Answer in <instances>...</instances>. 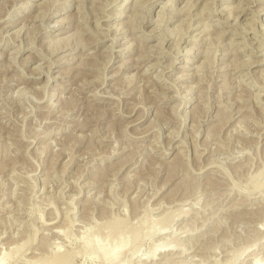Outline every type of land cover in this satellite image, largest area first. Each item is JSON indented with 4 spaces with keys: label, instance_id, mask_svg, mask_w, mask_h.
<instances>
[{
    "label": "rangeland",
    "instance_id": "obj_1",
    "mask_svg": "<svg viewBox=\"0 0 264 264\" xmlns=\"http://www.w3.org/2000/svg\"><path fill=\"white\" fill-rule=\"evenodd\" d=\"M263 28L264 0H0V264H264Z\"/></svg>",
    "mask_w": 264,
    "mask_h": 264
},
{
    "label": "bare ground",
    "instance_id": "obj_2",
    "mask_svg": "<svg viewBox=\"0 0 264 264\" xmlns=\"http://www.w3.org/2000/svg\"><path fill=\"white\" fill-rule=\"evenodd\" d=\"M227 1V0H225ZM169 2V1H168ZM254 3H252L253 5ZM240 5V4H239ZM249 5V4H247ZM29 7V6H28ZM165 7V5H164ZM164 7H161V8H164ZM63 9V8H62ZM238 9H239V6H238ZM248 9V7H247ZM55 10H58V9H55ZM245 9H239V11H244ZM254 13V12H253ZM50 15V14H49ZM51 15H54L53 12H51ZM115 18L116 17H121V16H114ZM11 19V18H10ZM231 19V18H230ZM233 19V18H232ZM245 20L247 18H244ZM5 20V19H4ZM62 21V20H60ZM151 21V20H149ZM257 21V20H256ZM148 22V21H147ZM262 22V21H260ZM235 23V22H234ZM233 23V24H234ZM246 23V22H245ZM245 23H243V25H245ZM255 23V22H254ZM61 24V22L59 23V25ZM247 24V23H246ZM258 24V23H257ZM261 24V23H260ZM17 23H7V27L6 28H10V27H14L16 26ZM98 26V25H97ZM249 26V24H248ZM246 25H245V29H246ZM258 27V26H257ZM251 28V27H250ZM244 29V28H243ZM264 29V28H263ZM154 30V29H153ZM152 30V31H153ZM264 31V30H263ZM147 34V33H146ZM223 34V33H222ZM260 39V38H259ZM62 39H60V42H61ZM112 44V43H111ZM244 44V43H243ZM63 47H65L63 45ZM111 47V45H110ZM60 48V47H59ZM259 48V47H258ZM243 52V51H242ZM128 53V52H127ZM147 57V56H146ZM145 58V57H144ZM143 59V58H142ZM185 62H189L190 60H183ZM183 68V67H182ZM185 69V68H183ZM47 82V81H46ZM49 99V98H48ZM253 190H255L256 188H252ZM173 217L172 216H169V217H166V218H162V221H161V228L158 230L156 228V226H147L146 228H139V229H135V230H129V233H130V240H127L128 239V236H127V233H123L119 236V239H118V243L117 245L111 250L109 251V256L112 257V258H115L114 260L117 259V257L119 256V247L123 244H133L134 242L138 241V239H140L141 237H147L149 239H152L154 237H159V236H164L165 234H167V230L170 228V225L171 223L173 222ZM146 223V222H145ZM117 227L119 226V224L116 225ZM119 228V227H118ZM128 232V231H127ZM53 233L55 234H58V232L56 231H53ZM162 236V237H163ZM161 240V239H160ZM165 241H167L165 239ZM164 241V238L160 241V243L157 244V246H154L151 250V252L149 253L148 255V258H153L157 252H160V253H165L166 252V249H169L167 251H171V244L168 243V242H165ZM26 242V241H25ZM110 242V241H109ZM23 244V243H22ZM28 246V245H27ZM170 246V247H169ZM89 248V245H88V241L85 242V249H88ZM173 251V250H172ZM161 255V254H160ZM159 256V255H158ZM66 257V256H65ZM144 258V257H143ZM69 260V259H68ZM61 262V261H65L64 258H63V255L57 251L54 256H52L51 258H48V259H45V260H41V261H38L37 263L33 262V264H59L57 262ZM67 261V260H66ZM234 260H232L229 264H234ZM254 264V263H253ZM257 264V263H256Z\"/></svg>",
    "mask_w": 264,
    "mask_h": 264
}]
</instances>
